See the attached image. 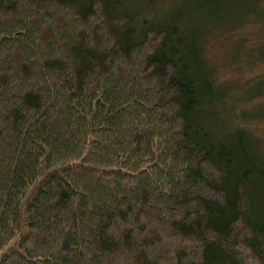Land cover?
Returning a JSON list of instances; mask_svg holds the SVG:
<instances>
[{
  "label": "trees",
  "instance_id": "1",
  "mask_svg": "<svg viewBox=\"0 0 264 264\" xmlns=\"http://www.w3.org/2000/svg\"><path fill=\"white\" fill-rule=\"evenodd\" d=\"M234 1L239 52L264 0ZM224 10L0 0V264H264V79L215 77Z\"/></svg>",
  "mask_w": 264,
  "mask_h": 264
},
{
  "label": "rangeland",
  "instance_id": "2",
  "mask_svg": "<svg viewBox=\"0 0 264 264\" xmlns=\"http://www.w3.org/2000/svg\"><path fill=\"white\" fill-rule=\"evenodd\" d=\"M225 2L227 3V10L220 11V15L223 18L216 20L221 23L223 30L221 29L218 33H210L206 36V56L215 70V77L217 80L229 83L231 85L230 90L234 95H242L243 90L246 89L248 85L255 86L264 79V61L261 59L256 60L257 56L260 55L264 49V40L259 35L258 30H254L255 35L251 34V41L246 43L243 50L238 52L239 48H237V44L235 43L236 38H238L237 31L233 35L231 34L232 32H227V30H229L230 22L233 20L230 16L231 9L235 6L237 7V5H235L234 0H225ZM206 20L203 15H201L198 19H195L193 23H198L197 26L202 27L206 23ZM254 26L255 25H247L245 28L251 29ZM245 28L242 30V33L244 34L246 33ZM256 46H258L261 52L255 49ZM248 53L251 54L250 56H252V60H247ZM249 90L250 89H248V91ZM257 94L258 93L252 97V92H250L249 98H242V100H239L245 102V106H247L249 104L248 100L256 99ZM239 97L240 96H238V98ZM228 104H233V101H229ZM236 106L243 105L239 104ZM236 110L239 111L238 108ZM231 112V109L227 111L225 117L228 120L227 122H232L233 118L236 117L237 112H234V114H231ZM247 114L249 115L250 111ZM245 121L249 122V119ZM263 122L264 117L261 119V124Z\"/></svg>",
  "mask_w": 264,
  "mask_h": 264
}]
</instances>
